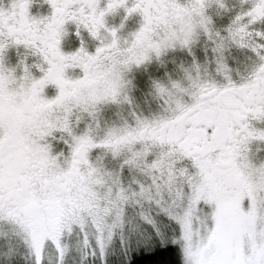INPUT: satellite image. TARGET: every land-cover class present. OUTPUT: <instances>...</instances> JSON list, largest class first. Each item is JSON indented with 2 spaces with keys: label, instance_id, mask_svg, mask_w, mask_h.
<instances>
[{
  "label": "snow or ice",
  "instance_id": "6c2138e0",
  "mask_svg": "<svg viewBox=\"0 0 264 264\" xmlns=\"http://www.w3.org/2000/svg\"><path fill=\"white\" fill-rule=\"evenodd\" d=\"M0 264H264V0H0Z\"/></svg>",
  "mask_w": 264,
  "mask_h": 264
},
{
  "label": "flooded vegetation",
  "instance_id": "af4514ba",
  "mask_svg": "<svg viewBox=\"0 0 264 264\" xmlns=\"http://www.w3.org/2000/svg\"><path fill=\"white\" fill-rule=\"evenodd\" d=\"M47 6H43L42 8V11H47ZM123 9H119L117 11V13H115L114 15H111L108 17V22L111 23V24H119L120 23V18L121 16L123 15ZM135 23H136V17L135 16H132L130 17L127 21H125V26L127 29H131L135 26ZM78 44V41L73 39V42H72V47L76 46ZM91 50V49H90Z\"/></svg>",
  "mask_w": 264,
  "mask_h": 264
}]
</instances>
